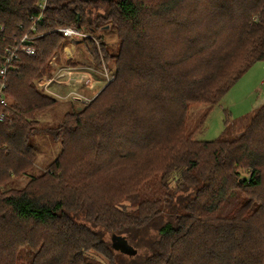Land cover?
Masks as SVG:
<instances>
[{
  "label": "trees",
  "instance_id": "16d2710c",
  "mask_svg": "<svg viewBox=\"0 0 264 264\" xmlns=\"http://www.w3.org/2000/svg\"><path fill=\"white\" fill-rule=\"evenodd\" d=\"M41 1L0 0V61L24 34H40L37 54H19L8 73L0 264H264V103L237 137L187 131L191 103L211 109L264 60V0H47L35 23ZM106 25L119 38L117 53L103 50L114 79L84 109L39 128L37 113L57 98L34 79L67 39L57 28ZM83 40L100 65L92 37ZM40 130L61 142L59 154L2 189L33 169Z\"/></svg>",
  "mask_w": 264,
  "mask_h": 264
},
{
  "label": "rangeland",
  "instance_id": "374dc122",
  "mask_svg": "<svg viewBox=\"0 0 264 264\" xmlns=\"http://www.w3.org/2000/svg\"><path fill=\"white\" fill-rule=\"evenodd\" d=\"M102 9H94V11ZM108 26L106 30L98 29L93 33L92 48L100 55V62L94 59L92 50L83 38L63 39L58 52L54 53L48 63L50 71L34 79L37 89L45 94L56 97V104L37 113L39 128L45 130L60 124L68 110H82L93 100L100 90L115 77V59L105 60L104 49L117 53L119 38ZM53 81L46 86L45 80ZM61 94L56 95L53 92ZM65 96V97H64ZM81 97V99L77 98ZM12 99L10 98V101ZM264 103V60L257 61L229 89L223 99L209 109L204 103H191L187 117V131L197 140L229 139L239 136L250 122L257 108ZM206 115L203 123L202 117ZM43 130L31 138L38 148L37 158L32 170L26 175L16 177L14 184L2 186H23L32 175L44 171L59 154L62 146L59 140ZM242 176L247 170L240 169ZM147 195H152L147 193ZM88 255L103 263L107 259L97 251L89 250Z\"/></svg>",
  "mask_w": 264,
  "mask_h": 264
},
{
  "label": "built area",
  "instance_id": "2783aa9c",
  "mask_svg": "<svg viewBox=\"0 0 264 264\" xmlns=\"http://www.w3.org/2000/svg\"><path fill=\"white\" fill-rule=\"evenodd\" d=\"M47 0H42L39 2V7L41 9L39 16L35 19V23L38 20H41L44 9L46 6ZM33 31L37 30L35 26H33ZM58 31L62 32L64 36L67 38L73 39V38H85V37H92V33H88L85 31H82L76 27L66 26V27H59L57 28ZM40 34H30L27 32L24 34L20 40L19 43L16 45H12L7 48V53L5 56H3V59L0 61V121H3L8 118L10 115L9 110L7 109L10 103V97L6 93L7 88V79H8V73L9 69L12 66L13 61L17 58V56L21 53H24L29 56H33L37 54V48L32 44L33 40L37 38ZM94 39V38H93ZM53 80H45V85L48 86ZM50 92L55 93L58 96L59 93L54 92L49 89ZM65 97V96H64ZM83 100V98L81 97Z\"/></svg>",
  "mask_w": 264,
  "mask_h": 264
},
{
  "label": "water",
  "instance_id": "95a60500",
  "mask_svg": "<svg viewBox=\"0 0 264 264\" xmlns=\"http://www.w3.org/2000/svg\"><path fill=\"white\" fill-rule=\"evenodd\" d=\"M77 99H80V98L78 97ZM113 240H114V246L115 247L121 248L123 251L128 252V253H134L135 252V250L129 246L127 240L124 237L114 236Z\"/></svg>",
  "mask_w": 264,
  "mask_h": 264
}]
</instances>
